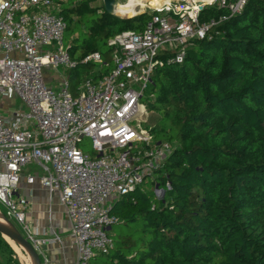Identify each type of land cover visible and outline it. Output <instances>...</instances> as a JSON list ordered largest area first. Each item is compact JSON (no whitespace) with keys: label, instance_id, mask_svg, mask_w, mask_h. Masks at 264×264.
I'll list each match as a JSON object with an SVG mask.
<instances>
[{"label":"trees","instance_id":"1","mask_svg":"<svg viewBox=\"0 0 264 264\" xmlns=\"http://www.w3.org/2000/svg\"><path fill=\"white\" fill-rule=\"evenodd\" d=\"M54 1L68 25L73 89L97 64L111 73L108 42L142 32L156 14L122 19L94 0ZM228 15L215 5L199 21ZM217 31L192 41L183 65L155 71L146 103L161 115L157 140L172 146L156 172L165 195L147 186L113 201V247L91 264H264V0H249ZM96 53L101 63L84 62ZM8 252L0 234L9 261Z\"/></svg>","mask_w":264,"mask_h":264},{"label":"built area","instance_id":"2","mask_svg":"<svg viewBox=\"0 0 264 264\" xmlns=\"http://www.w3.org/2000/svg\"><path fill=\"white\" fill-rule=\"evenodd\" d=\"M203 2L165 0L159 8L137 2L138 9L156 13L150 23L140 33L127 31L110 40L111 73L87 75L73 95L67 78L59 92L45 82L47 67L75 66L58 3L0 0V203L7 218L25 227L43 264H50L45 247L62 244V238H43L33 228L27 199L16 197L22 180L57 196L76 264L107 255L113 243L105 228L116 222L110 213L113 201L147 182L159 191L156 172L172 153L169 143L159 142L154 130L144 127L155 71L183 65L192 41L219 36L212 30L240 14L249 0H216L212 6L229 15L200 23L201 13L212 7ZM89 61L101 63V56L84 60ZM15 98L21 108L6 113L3 101ZM84 139L91 142L95 157L80 149Z\"/></svg>","mask_w":264,"mask_h":264},{"label":"crops","instance_id":"3","mask_svg":"<svg viewBox=\"0 0 264 264\" xmlns=\"http://www.w3.org/2000/svg\"><path fill=\"white\" fill-rule=\"evenodd\" d=\"M135 9H138L136 4ZM140 12L137 11L131 14L135 15ZM3 102L6 113H9L11 107L21 108V105L6 107L4 106L6 100ZM19 189L28 201V219L37 222L41 237L54 239L59 236L62 238V244H52L44 249L50 260V264H76L77 253L67 242V218L64 214L63 207L58 202L57 196L50 197L49 193L39 183L28 185L25 179L22 180Z\"/></svg>","mask_w":264,"mask_h":264},{"label":"rangeland","instance_id":"4","mask_svg":"<svg viewBox=\"0 0 264 264\" xmlns=\"http://www.w3.org/2000/svg\"><path fill=\"white\" fill-rule=\"evenodd\" d=\"M146 1H147V3L149 5H151L150 4L151 0H146ZM132 2H133V0H117L116 4L114 6V12L116 13L115 16H118V17H120L122 19H132V18H134V17H124V15H122L127 10L123 6H126V8H130V5L132 4ZM117 4L118 5H122L119 13H117V10H118V5ZM92 6L93 7H103L104 10L106 11L104 0H94L93 3H92ZM132 14H129V15H132ZM66 44H67V42H66V39H65V45ZM111 69H113L112 61H111ZM45 70H46L45 72H47V74H45V82L49 83L48 86L50 88H52L53 90H55L56 92L61 91L64 88V82H65L67 69H65L64 67H61V68H59L57 70V69H54L53 67L50 66V67H47ZM103 71H104L103 65L97 64L95 66V68L90 71L91 73H89V74L93 75V76H97L100 72L102 73ZM80 85H79V87H80ZM79 87L77 86L74 89L72 87V88H69V90H70V92L73 95H76L78 93ZM147 94H148V92H147ZM147 98L149 99L148 101L154 99L153 97H149V95H148ZM146 101L147 100H145V103H146ZM13 105L20 106L21 105L20 100L15 98L14 101L13 100H9V101H6L5 104H4V106H6V107L7 106H13ZM147 110H148V113L144 117V119H145L144 127L151 128L154 131H159V127H160L159 123H160V119H161L160 113L156 112V111H150L149 108H148V105H147ZM79 147L85 154H88L92 158L96 156V154L93 152L92 144H91V142L88 139H84L79 144ZM27 171H28V169H27ZM146 185H148V187H152L151 182H147ZM145 187H147V186H145ZM21 194H22V191H20V189H19L18 195H16V197H18ZM156 194L158 195V197L163 198L164 195H165V192L162 189H160L159 191L156 192ZM0 213L3 215L4 218H7L6 209L1 203H0ZM7 220L11 224H13L15 226V228L18 229L27 239L28 234H27V231L25 230L24 226L18 225L14 220H12L10 218H7ZM29 222L32 224L33 228L39 229L37 227V222H35V220L34 221H32V220L30 221L29 220ZM115 231H116V227L105 228V232L108 233L109 235L113 234ZM13 251L14 252L12 254L10 252H8V256L10 258L9 261H8V257L4 258L3 255L0 254V264H32V260L28 259L29 255L26 254L23 250L21 252H18V251H16L13 248Z\"/></svg>","mask_w":264,"mask_h":264},{"label":"water","instance_id":"5","mask_svg":"<svg viewBox=\"0 0 264 264\" xmlns=\"http://www.w3.org/2000/svg\"><path fill=\"white\" fill-rule=\"evenodd\" d=\"M105 9L106 11L111 14L115 15L114 6L116 4V0H104ZM3 216V215H2ZM4 218V217H3ZM7 224L0 222V234L6 240L8 238L11 240L15 245L20 247L24 250L31 258L33 264H43L42 259L39 253L35 250L32 243L26 239L22 233L15 228L13 224H11L7 218H4Z\"/></svg>","mask_w":264,"mask_h":264},{"label":"bare ground","instance_id":"6","mask_svg":"<svg viewBox=\"0 0 264 264\" xmlns=\"http://www.w3.org/2000/svg\"><path fill=\"white\" fill-rule=\"evenodd\" d=\"M165 0H151L150 1V7H157V8H159L161 5H162V3L164 2ZM140 3L141 4V6H143V7H146V5H148V3H147V1L146 0H134L133 2H132V4L130 5V8H126V6H124L125 7V9H127L125 12H124V14H122V15H124V17H134V16H136V15H140V14H143L145 11L144 10H138V9H135V4L136 3ZM216 2V0H204V2L203 3H205V5H207V6H212V5H214V3ZM120 9H121V5L120 6H118V10H117V13H119L120 12ZM137 11H141L139 14H135V15H129V14H131V13H133V12H137ZM121 15V16H122ZM0 222L1 223H4V224H7V222L5 221V219L3 218V216H2V214L0 213ZM6 241L10 244V246L11 247H13L16 251H18V252H21L22 251V249L20 248V247H18L17 245H15V243H13L11 240H9L8 238H6ZM24 251V250H23ZM25 252V251H24ZM26 253V252H25ZM27 254V253H26ZM29 258V260H31V258H30V256H28ZM33 264V263H32Z\"/></svg>","mask_w":264,"mask_h":264}]
</instances>
